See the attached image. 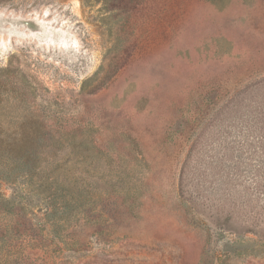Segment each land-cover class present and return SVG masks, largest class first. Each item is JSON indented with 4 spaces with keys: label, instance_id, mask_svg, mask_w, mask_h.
I'll return each mask as SVG.
<instances>
[{
    "label": "rangeland",
    "instance_id": "rangeland-1",
    "mask_svg": "<svg viewBox=\"0 0 264 264\" xmlns=\"http://www.w3.org/2000/svg\"><path fill=\"white\" fill-rule=\"evenodd\" d=\"M0 264H264V0H0Z\"/></svg>",
    "mask_w": 264,
    "mask_h": 264
}]
</instances>
